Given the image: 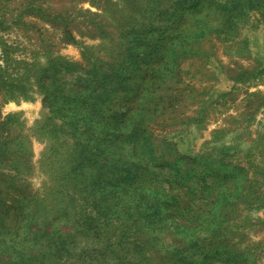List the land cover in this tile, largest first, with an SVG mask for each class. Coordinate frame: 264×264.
Returning a JSON list of instances; mask_svg holds the SVG:
<instances>
[{"label":"rangeland","instance_id":"rangeland-1","mask_svg":"<svg viewBox=\"0 0 264 264\" xmlns=\"http://www.w3.org/2000/svg\"><path fill=\"white\" fill-rule=\"evenodd\" d=\"M0 264H264V0H0Z\"/></svg>","mask_w":264,"mask_h":264}]
</instances>
